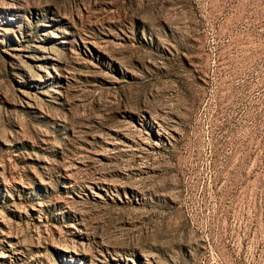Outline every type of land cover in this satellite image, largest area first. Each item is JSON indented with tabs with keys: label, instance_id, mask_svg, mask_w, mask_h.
I'll return each instance as SVG.
<instances>
[{
	"label": "rangeland",
	"instance_id": "obj_1",
	"mask_svg": "<svg viewBox=\"0 0 264 264\" xmlns=\"http://www.w3.org/2000/svg\"><path fill=\"white\" fill-rule=\"evenodd\" d=\"M0 264H264V0H0Z\"/></svg>",
	"mask_w": 264,
	"mask_h": 264
}]
</instances>
